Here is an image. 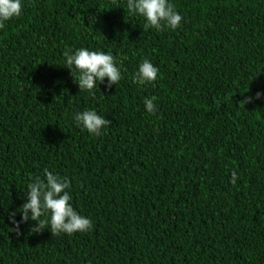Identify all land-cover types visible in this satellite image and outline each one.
Returning <instances> with one entry per match:
<instances>
[{
    "label": "trees",
    "instance_id": "trees-1",
    "mask_svg": "<svg viewBox=\"0 0 264 264\" xmlns=\"http://www.w3.org/2000/svg\"><path fill=\"white\" fill-rule=\"evenodd\" d=\"M169 2L183 20L163 32L127 0H22L0 29V264H264V98L240 102L264 93V0ZM82 47L116 58L117 86L80 92L63 53ZM144 59L155 86L133 82ZM45 168L92 230L17 237Z\"/></svg>",
    "mask_w": 264,
    "mask_h": 264
},
{
    "label": "clouds",
    "instance_id": "clouds-1",
    "mask_svg": "<svg viewBox=\"0 0 264 264\" xmlns=\"http://www.w3.org/2000/svg\"><path fill=\"white\" fill-rule=\"evenodd\" d=\"M126 11L145 18L144 30L154 29L157 32L167 29L175 30L183 20L169 0H127ZM22 12V0H0V29L5 28L6 22L19 18ZM63 55L65 67L70 69L71 76L78 84L80 92H87L92 97L96 96L97 82L103 84L107 78L106 87L110 90L122 79L121 69L111 53L90 51L82 47L75 51L68 48ZM159 75L158 67L154 66L150 60L144 59L132 79L139 85L152 84L155 86ZM261 98H264V93L257 92L255 97L248 96L240 102L246 105ZM155 100L157 97L153 96L150 99L145 98L144 101L146 110L151 114L157 111ZM73 119L77 127H82L93 136L102 135V130L112 122L98 115L95 110L77 112ZM236 180L237 174L233 171L231 183L235 185ZM70 188L71 181L67 177L58 173L54 174L47 168L44 169V178L35 177L28 185L27 202L20 207L21 220L15 219L16 212L9 215L10 223L15 226L12 229L17 237L23 234L20 225L29 221L37 222L30 229L32 233H42L45 229H50L53 236L62 233L73 235L77 232L86 233L92 230V221L80 215L72 206Z\"/></svg>",
    "mask_w": 264,
    "mask_h": 264
}]
</instances>
